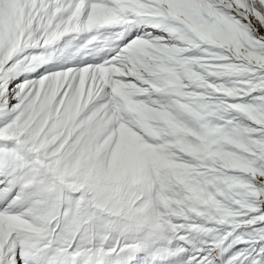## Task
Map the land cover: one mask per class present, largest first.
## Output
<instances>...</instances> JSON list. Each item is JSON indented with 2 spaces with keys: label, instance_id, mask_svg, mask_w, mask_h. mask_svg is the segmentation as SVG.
I'll list each match as a JSON object with an SVG mask.
<instances>
[{
  "label": "snow or ice",
  "instance_id": "snow-or-ice-1",
  "mask_svg": "<svg viewBox=\"0 0 264 264\" xmlns=\"http://www.w3.org/2000/svg\"><path fill=\"white\" fill-rule=\"evenodd\" d=\"M0 264H264V0H0Z\"/></svg>",
  "mask_w": 264,
  "mask_h": 264
}]
</instances>
